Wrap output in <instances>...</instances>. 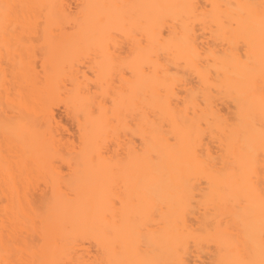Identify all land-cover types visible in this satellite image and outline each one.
Returning a JSON list of instances; mask_svg holds the SVG:
<instances>
[{"label":"bare ground","instance_id":"1","mask_svg":"<svg viewBox=\"0 0 264 264\" xmlns=\"http://www.w3.org/2000/svg\"><path fill=\"white\" fill-rule=\"evenodd\" d=\"M74 1L0 0V264H264V0Z\"/></svg>","mask_w":264,"mask_h":264},{"label":"rangeland","instance_id":"2","mask_svg":"<svg viewBox=\"0 0 264 264\" xmlns=\"http://www.w3.org/2000/svg\"><path fill=\"white\" fill-rule=\"evenodd\" d=\"M69 3H70V8L73 9L75 5V1L69 0ZM125 47H126L125 45L124 46L122 45L121 47L122 49L120 50L123 51ZM54 114H55L57 121H59L65 129L62 132V136L65 138H72L75 133V126H74L72 119L70 118L69 113L60 105L55 108Z\"/></svg>","mask_w":264,"mask_h":264}]
</instances>
